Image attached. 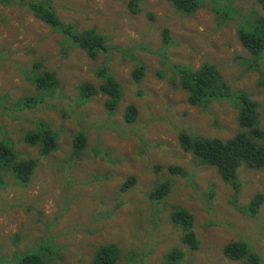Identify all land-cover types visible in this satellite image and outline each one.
Instances as JSON below:
<instances>
[{
  "label": "rangeland",
  "instance_id": "obj_1",
  "mask_svg": "<svg viewBox=\"0 0 264 264\" xmlns=\"http://www.w3.org/2000/svg\"><path fill=\"white\" fill-rule=\"evenodd\" d=\"M29 1H47L62 23L77 30H96L106 38L108 52L91 60L67 45L27 10ZM126 2L0 0V141L9 140L21 157L37 163L25 186L3 174L0 264H17L24 253L46 264H90L96 249L108 244L120 251L117 264H172L166 255L173 248L183 252L177 264H243L224 256V246L232 242L245 243L264 264V199L254 216L243 209L255 195L264 197V169L240 167L236 193L177 141L181 132L230 138L239 130L236 110L227 101L207 109L190 106L171 71L172 65L194 70L213 64L233 91L249 93L262 106L261 76L244 70L248 53L236 33L252 12L262 13L260 5L200 0L201 6L185 15L167 0H142L130 14ZM34 65L55 74L54 93L34 90L28 78ZM139 65L144 73L136 83L131 74ZM100 67L122 87L113 114L105 110L103 95L87 101L79 96L80 85L100 84ZM26 98L40 103L22 108ZM128 105L137 108L129 125L123 120ZM259 116L264 130L263 106ZM37 122L58 134V149L46 157L23 142ZM78 135L85 144L76 151ZM168 166L181 168L184 176L171 175ZM128 178L134 185L122 192ZM163 180L171 190L152 203L147 194ZM177 208L193 217L196 250L181 242L182 227L170 221Z\"/></svg>",
  "mask_w": 264,
  "mask_h": 264
},
{
  "label": "trees",
  "instance_id": "obj_2",
  "mask_svg": "<svg viewBox=\"0 0 264 264\" xmlns=\"http://www.w3.org/2000/svg\"><path fill=\"white\" fill-rule=\"evenodd\" d=\"M142 0H127L126 8L130 14H136ZM179 12L189 15L200 6V0H167ZM262 13L252 12L250 17L237 27L236 33L240 45L248 53L245 58L244 70L255 71L260 74L257 86L264 88V0H256ZM27 10L47 26L52 32L60 35L64 42L83 51L86 56L95 60L99 55L108 52L106 38L94 29L77 30L70 24H64L58 18L55 10L47 1H29ZM167 39L164 37V43ZM36 65L28 76L34 90L41 94L54 93L58 87V80L54 73L39 70ZM172 75L178 78V86L186 94L187 103L196 108L207 109L211 103L227 101L236 110V123L238 131L230 138L221 140L205 138L196 134L179 133L178 144L184 152L191 154L193 161L198 165L213 167L217 176L234 192L240 190L237 171L240 167L248 169H264V130L260 123V111L264 107L252 99L251 95L243 90L233 91L223 78L220 71L210 63H202L192 70L180 65L171 66ZM38 72V73H37ZM143 67L139 65L131 74L133 81L139 83L143 78ZM100 84L95 87L85 83L79 86V96L87 101L101 94L105 97L104 108L109 114L116 112L122 98V87L111 75L107 67H100L96 72ZM40 103L39 99L26 98L22 108L34 109ZM137 118V108L128 105L123 113L125 124H133ZM23 142L30 147L38 149L42 157L49 156L58 149V134L45 123L37 122L35 129L23 136ZM85 144V137L78 135L74 139V149L81 150ZM37 163L34 159L21 157L7 139L0 141V188L6 187L3 182L4 172L10 173L15 184L27 185ZM159 170V167H157ZM167 171L173 176H184V172L177 166H168ZM134 185V179L128 178L120 190L126 192ZM171 190L169 180L157 182L147 194L152 203L163 200ZM263 195H255L247 206L245 212L254 216L263 202ZM170 221L182 227L181 242L191 250L198 248L199 242L193 231L192 215L177 208L170 213ZM223 254L233 261H242L243 264H259V257L250 252L245 243L232 242L224 246ZM120 251L114 244L100 246L94 252L90 264H117ZM183 257V252L173 248L166 255L167 260L177 264ZM17 264H46L36 254L24 253L19 255Z\"/></svg>",
  "mask_w": 264,
  "mask_h": 264
}]
</instances>
